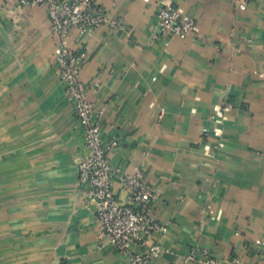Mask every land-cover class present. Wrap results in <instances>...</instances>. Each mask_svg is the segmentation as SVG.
I'll list each match as a JSON object with an SVG mask.
<instances>
[{
  "label": "crops",
  "instance_id": "crops-1",
  "mask_svg": "<svg viewBox=\"0 0 264 264\" xmlns=\"http://www.w3.org/2000/svg\"><path fill=\"white\" fill-rule=\"evenodd\" d=\"M119 28L69 31L80 80L103 107L112 189L142 171L156 195L153 264L192 246L220 264H264V0H174L193 37L157 32L154 0H92ZM244 4L243 9L239 4ZM44 5L0 0V264H130L106 243L78 183L82 128L57 78Z\"/></svg>",
  "mask_w": 264,
  "mask_h": 264
},
{
  "label": "built area",
  "instance_id": "built-area-1",
  "mask_svg": "<svg viewBox=\"0 0 264 264\" xmlns=\"http://www.w3.org/2000/svg\"><path fill=\"white\" fill-rule=\"evenodd\" d=\"M148 1V0H145ZM157 3V32L167 43L169 37H193L195 20L182 13L174 0H154ZM20 6L44 5L49 24L57 43L55 62L57 78L64 95L73 109L76 125L83 131L85 154L78 160V183L82 187L87 206L93 211L98 230L106 243L127 255L130 264H153L162 247L149 241V235L162 232L165 226L158 222L151 205L156 195L145 183L140 169L122 174L127 194L126 203H118L112 189L114 169L108 153L117 148V141L106 142L102 135L100 117L103 107L88 99V88L80 80L83 53L74 51L68 41L69 31L76 28L79 37H88L103 24L119 28L122 20L109 17L104 7L92 0H17ZM245 5L239 4L243 9ZM185 261L220 264L211 252L192 246ZM225 264H239L237 260Z\"/></svg>",
  "mask_w": 264,
  "mask_h": 264
}]
</instances>
